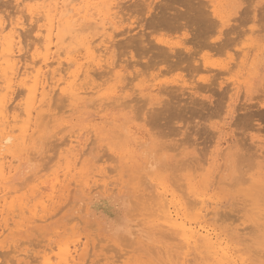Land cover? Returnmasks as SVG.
Returning a JSON list of instances; mask_svg holds the SVG:
<instances>
[{
  "label": "rangeland",
  "instance_id": "obj_1",
  "mask_svg": "<svg viewBox=\"0 0 264 264\" xmlns=\"http://www.w3.org/2000/svg\"><path fill=\"white\" fill-rule=\"evenodd\" d=\"M97 1L93 3L102 8L101 0ZM191 1L119 0V4L122 2L118 7L122 21L117 23L114 28L116 33H113L119 36L123 31L125 36H116L118 45L112 51L115 56L112 59L127 63V79L119 83L122 87H112L115 82L109 80L108 73H105L109 67L106 70L107 66H103L97 73L104 76L101 74L103 78H99L98 74L95 75L99 78H95V82L103 85L102 93L110 94L116 89L124 94L122 97H128L122 101H132L134 98L131 105L110 106L99 109L101 112L88 108L72 118L67 112L68 101H64L58 91L53 109H61L58 117L65 115L70 122L59 120L40 127L37 123L34 130L39 132L33 134L31 131L29 142L24 146L26 150L23 147L22 153L15 156L12 154L17 148L13 142L3 146V152L9 156L6 158L7 164L14 170L6 168V176L10 178L7 183L0 179L1 193L6 195L7 206L22 198L26 199L25 203L30 208V203L35 204L39 200V197L33 198L31 187L39 184L44 188H40L41 192L49 193L47 180L50 181L58 171L64 188L54 201L46 202L45 210L40 206V213L35 215L29 212L24 215L25 218L23 215L20 218L19 206H14V209L18 208L14 211L17 222L31 217V221L37 220L31 222L33 225L30 223L29 229L26 223L25 227L16 226L21 229L13 227L3 232L0 238V264H14L17 252L27 249L29 251L22 256L26 257L28 253L27 257L32 259L27 258L26 261L30 264H44V258L40 257L43 261L39 258L44 253L47 254L44 255L46 258L58 263L64 249L70 245L73 252V245L77 242L80 245L73 255L77 257L75 262L81 264H110L116 260L120 264H180L181 261L185 264L183 257L190 250L188 258L192 260L186 264H256L260 259L258 245L264 234L261 229L264 225V33L259 21L264 16V10L261 0H245L242 15L234 16L235 0H193L195 6L191 5ZM82 5L80 8L86 11L85 3ZM17 7L16 0H0V12L4 15L13 16ZM98 8L91 13H96ZM213 8H216L215 13ZM198 10H204L201 14L209 11L208 15H201H207L208 19L203 17L208 20L206 25L197 20L200 14ZM84 11L82 14H85ZM35 21H26L27 30H22V34H26L22 35V39L29 60L36 52L38 41V22ZM247 21L256 22L255 28ZM221 24L228 37L227 44L214 38V32L219 30ZM165 40L179 49L178 42L187 41L189 49L185 52L188 54H175L168 47L166 49ZM201 77L205 79L201 80ZM155 78L157 81L153 82ZM153 83H159L161 88L168 87L158 95V100L153 97L156 92L150 90ZM123 85L128 86L124 92ZM41 133L44 138L37 144L35 141L41 138ZM71 133L79 137L76 149L82 156L79 154L81 159L78 158V166L66 178L60 159L66 150L64 142L69 138L67 134ZM37 136L40 137L35 139ZM40 147L44 151L40 150L43 153L37 157ZM85 162L82 169L81 164ZM88 163H92V168L88 165L92 174L98 175V170L105 169L109 177L105 179L109 184L108 189H100L102 181H98L91 183L94 190L88 194L89 186L84 187L85 184L79 183V172ZM208 175L211 176L210 185H201ZM161 182L168 183L175 198L183 200L185 216L189 219L196 218V208L200 206L197 202L201 198L217 207L216 214L208 216V224L216 235L213 240L216 242V254L206 246H201V249L193 245L191 249L185 245L186 239L171 240L169 237L167 240L157 233L159 230L156 226L164 221V214L160 210L166 209L165 206L161 207L164 200L155 194ZM98 185L100 187H96ZM149 188L154 193L149 192ZM151 194L156 197L152 198ZM81 199H85L84 204ZM157 199L161 201L153 203ZM40 218H44V221H40ZM10 221V224H14L13 219ZM126 226L131 230V235L122 231ZM147 245L154 248L156 254ZM180 245H185L183 250L179 248ZM221 248L229 253L225 254ZM219 259H222L221 262Z\"/></svg>",
  "mask_w": 264,
  "mask_h": 264
},
{
  "label": "bare ground",
  "instance_id": "obj_2",
  "mask_svg": "<svg viewBox=\"0 0 264 264\" xmlns=\"http://www.w3.org/2000/svg\"><path fill=\"white\" fill-rule=\"evenodd\" d=\"M93 1L94 0H16L18 7L16 8V10H15L16 12L13 16L12 15H4L0 12V179L3 181L4 184L7 183L8 181H10V178L6 176V172H5L6 168L9 169L10 171H14L12 169V167L7 164L6 158L8 155H5V153L3 152V150L5 149L3 146L5 144H7V143L10 144L11 142H13L14 146H16V148H17L15 154H12L13 156H15L19 152L22 153L23 147L26 145V142L30 138V135L32 133L31 131H33V134L34 133L36 134V131H38V130H34V128H35V125L37 126V123L40 124L38 126V127H40V126H43L42 124L46 125V124H49L50 122H56L59 120H63L62 122L66 121L65 123L70 122L69 120H66L67 116H65V115H63L62 117H58V114L60 112H62L61 109L57 110V111H56V109H53L54 108L53 101L56 98L55 96H56V93L58 91H59V94L61 96H63L65 99L64 100L62 97L61 100L62 101L67 100L68 101V103H66V104H68V107H69L67 112L69 111V114H70L69 117H72V118L74 115H76L79 112L86 110L88 108H96L97 110H99V109L103 110L104 108H108L110 106H112V107L117 106V105L129 106L132 104V101L134 100V98L133 99L131 98L132 101L131 100L128 101L129 99L122 101L123 98L125 99L128 97H122V95H124V94L123 93L121 94V93H119L120 92L119 90H116V89L122 87L119 85V83H121L122 81L127 79L128 74L125 75V71H126L125 69H126L127 63L125 64L123 61H117V60L115 61L114 59H112L113 57H115V56H113L114 54L112 53V51H115V47H116V45H118V43L115 41L116 36L119 37L121 34H124V36H125V33H122L123 31L122 32L120 31L121 34L118 36L117 34H115L116 32L114 30L116 25H118L117 23H119L120 20L122 21V18H119L120 17L119 16V14H120L119 10L120 9H118L119 5H121L122 2L119 4V0H101L100 5L101 6L103 5V7L100 8V6L99 5L97 6V4H94ZM120 1H122V0H120ZM192 2H193V0L191 1V5L194 4ZM82 3H85V5H86L85 10L86 11L82 10L84 8H82V9L80 8ZM189 3H190V0H189ZM79 4H81V5H79ZM21 5L24 7L23 9L22 8L19 9V7H22ZM194 6H195V4H194ZM82 7H83V5H82ZM96 7H99L100 9L98 8V11L96 13H91L93 9L97 10ZM192 7H190V9ZM196 8H197V6H196ZM197 9L200 10V8H197ZM215 9L213 10L214 13H215ZM83 11L85 12V14H82ZM203 11L204 10H202L201 12H203ZM199 12L197 13V15L199 14ZM201 12H200L199 16H197V20L206 25V22L208 21V20H206V19H208V17H206V16L208 15L207 13L209 11L204 12V14L205 13L207 14V15L203 16V17H206V19L201 16V15H204V14H201ZM210 13H211V11H210ZM26 21H27V23H28V21H30L32 23L34 21L38 22V24L35 23L38 27V30H37L38 31L37 32L38 41L36 40L37 44L35 45L36 46L35 47V49H36L35 53L36 54L33 52L34 56L33 57L31 56L32 58L30 57L31 58L30 60H29V58H27L26 52L24 51V44H23L24 42L22 39L23 38L22 37V35H23L22 30L26 29L25 28L26 27L25 25L27 24ZM40 21H42V22L39 23ZM36 25H33V26H36ZM28 26H29V24H28ZM37 27H36V29H37ZM93 31H96V32L93 34L92 33ZM113 32H115V33H113ZM24 35H26V34H24ZM24 40H26V39H24ZM32 42H34V41H32ZM161 42H163V41H161ZM163 43H165L167 45L166 49L169 48L175 54H178L177 52H179V53L181 52V54L187 53L188 49H189V47L186 45L187 41L178 42V44L180 45V49L178 47H176L170 41L165 40ZM25 45H27V44H25ZM31 46L32 45H30L29 48ZM26 49H28V46ZM185 51H187V52H185ZM175 54H173V55H175ZM181 54H179V55H181ZM187 54H185V55H187ZM103 62L107 63L108 65L107 64L103 65ZM128 64H129V66L131 65L130 63H128ZM235 64H237V63H235ZM103 66H107L106 70H108V67H109V71L108 72L105 71V73H108L107 75H109L108 76L109 80H113L115 82L114 86H112V87H115L116 89L113 92H111L110 94L102 93L101 91H102L103 85L101 83L96 84V82H95L96 81L95 78H97L96 77L97 74L99 75V78L104 76L102 73H97V70ZM104 69H105V67H104ZM101 72H103V71H101ZM101 74H102V76H101ZM139 74L140 73H138V75ZM99 78H97V79H99ZM155 80H156V78L154 80L152 79L153 82ZM107 81H108V79H107ZM148 81L150 82V80H148ZM144 83H146V82H144ZM126 86L123 87V90H122L123 92L127 89V88L125 89ZM163 86L164 85L162 84V87ZM163 88L159 87V83H153L150 85V90L152 92H156V94L153 95L154 99H157V100L160 99L158 97V95L162 91L164 92L168 89V87L167 88L165 87L164 89ZM94 95L96 97H94V99H93ZM16 101H17V103H15ZM160 102H161V100H160ZM252 114H253V112H252ZM64 127H62V129L65 130ZM67 127L68 126H66V128ZM40 129L41 128H39V130ZM76 130H78V129H76ZM88 130H89V128H88ZM90 130H92V129H90ZM15 132H18V133L14 134ZM67 135H69L68 136L69 138L67 137L68 140L66 139V141L64 142L66 144V150L64 149V151L62 153V157L60 159L62 161V165H64L63 171H64L66 178L68 176H70V174L72 173L74 168L78 166L77 161H79V159H81V156H82V153H78V150H77L78 149L77 145L79 143L78 135H75L73 133L67 134ZM39 137L40 136H37V137H35V139L36 138L38 139ZM51 137H53L52 134H51ZM42 138H44L43 134L41 135V138L35 142L37 144H39L38 141L39 140L42 141L43 140ZM41 145H45V144H41ZM41 145H38V147ZM87 146H89V145H87ZM41 147L39 149V153H38V151H36L38 153V154L36 153L37 157H38V155H41L43 153V152L40 153V150L41 151L43 150V149H41ZM76 147H77V149H76ZM36 148H37V146H36ZM36 148H34V150H36ZM25 150H26V148H25ZM76 150H77V154L75 153ZM29 151H30V149H29ZM92 151H94V150H92ZM79 154H81V156ZM32 158L33 157H31V159ZM25 159H27V158H25ZM13 161H15V160H13ZM92 163H88L86 168L79 172V176H78L79 177V180H78L79 183L85 184L84 187L86 185L89 186L88 189H90V191L88 192V194L91 193L92 190H94L92 186L94 184H96L98 181H100V182L102 181V185H101L102 187H100L99 185L96 186V187H100V189L103 187L108 189V185H109L108 182L105 180V179H107L106 177H108V175H107L104 168H101V170H98V175L92 174L91 172H89L90 171L89 166H91ZM85 164H86V162L81 164L82 169H83V165H85ZM91 168H92V166H91ZM15 171H16V169H15ZM93 171H94V168H93ZM60 177H61L60 172L58 171L57 173L54 174V176L51 178V180L49 179L50 181L47 180V182L50 183V184L47 183V185H49V189H50V192L47 194H44V192L40 191V188H43V187L39 186V184H35L31 187L32 192L34 194L33 198L37 199V197H39V200L36 203L34 202L35 204L30 203L29 204V206L31 205L30 208L28 207V203H25L26 199L23 200L22 198L14 200L13 204L7 206L8 202L6 200V195H3L1 193L2 190L0 187V238H1V235L3 234V232H5L6 230H9V229H12L13 227H16V226L17 227H19V226L25 227V224L27 223L26 224L27 229L30 228V226H31L30 223L34 222V220L36 221L37 219H34L31 221L30 220L32 218L31 217L29 220H23V222H17L15 220V217H16L15 214L16 213L14 214V211H15V209L18 210V208L14 209V206L15 205L19 206V210H20L19 215H21L20 218H22L24 215L26 216V214L29 212L32 213V215L40 213V212H38L40 206L42 207V210H45V208H47L46 202L54 201L57 197V194L59 192L63 191L64 186H61ZM210 177L211 176L208 175L207 180L204 181L203 184H201V185L204 186L205 184H207L206 186L208 187L210 185V183H209ZM188 178H190V177H188ZM192 178L194 179V177H191V179ZM34 182H35V180H34ZM36 182H38V181L36 180ZM45 183H46V180H45ZM91 183H94V184L92 185ZM14 184L13 185L8 184V185L14 186ZM159 185H158V188H157V191L155 194L158 195L159 198H161V200H164V204L163 205L159 204V205H161V207L165 206L166 209L165 208H164L165 210L162 209L163 211L160 210V212H162V214H164L162 216L164 221H163V224L159 225V223H158V225L156 226L157 231L159 230L157 233L163 235L164 236V237H162L163 239H165V238L167 239L169 237H170L169 239H171V240H176V239L177 240H184V239H186V243L185 242L184 243L186 246H189V248H191V249L193 248V245L194 246L198 245L199 247H201V246L205 247L206 246L211 252H213V254H216V242L213 241L214 238H216V235L213 233L212 229L210 228V226L208 224V222H209L208 216L211 214H216V212L218 210V209L216 210L217 207L213 206L212 203L207 202V200L201 198L197 202V203H199L200 206H198L196 208L197 209V211L195 213L196 218L194 216L195 219L193 217H192L193 219H189L188 216H185L186 215V213H185L186 207L184 206L183 200L176 199L175 198L176 196L173 195L174 192L171 193L172 191L170 190V188H172V187L169 188V185L166 182H161V183H159ZM185 186H186V184H185ZM59 187H60V190L58 189ZM66 187H68V185ZM86 189H87V187H86ZM15 191H17V190H15ZM45 191H46V189H45ZM153 191H154L153 189H152V191L150 189L149 192L154 193ZM153 196H155V195H152V198H153ZM158 196H157V198H158ZM195 197H197V196H195ZM46 198H47V201L45 200ZM154 199L152 201H154ZM158 199L156 202H153V203H157V202L159 203L161 200H158ZM187 199L188 198H186V200ZM84 200L85 199H83V200L81 199V202L83 203ZM86 200H87V198H86ZM194 200H195V198H194ZM191 202H192V200H191ZM75 203H76V201H75ZM192 207L193 206H191V209H192ZM60 208L63 209L62 205ZM188 209H190V208H188ZM193 210H195V207H193ZM155 212H154V214H155ZM193 212H195V211H193ZM51 215H53V214H51ZM9 216H11V217H9ZM25 216H24V218H25ZM44 218H40V221L42 219L44 221ZM10 219H13L14 224H10V222H11ZM46 219H45V221H46ZM77 220H78V218H77ZM17 227H16V229H21V228H17ZM160 228H162V229H160ZM228 228H230V227H228ZM261 229H262V227H261ZM68 230H70V229H67V231ZM225 236H226V234H225ZM169 239H167V240H169ZM244 241H246V240H244ZM11 244H12V242H11ZM20 245H22V244H20ZM79 245H80L79 242L74 243L73 246H74L75 250L73 252H72V249L70 248V245H68L64 249L63 257H61V260L58 263L56 261V263L57 264H81L82 262H79V263L75 262L77 257H75L73 255L74 252H77ZM150 245H147V246H150ZM185 245H183V246H185ZM0 246H1V243H0ZM174 246H175V244H174ZM180 246H179V248L183 250V246H181V247ZM57 247H59V245ZM202 247H201V249H202ZM53 249H51V250L53 251ZM221 249L224 251L225 254L229 253V251H226L225 248H221ZM245 249H247V248H245ZM12 250H9L8 252H10ZM153 250H154V248H152L151 251H153ZM251 250L252 249H250V251ZM20 251H22L24 253H22ZM20 251H18V252L16 251L19 257L18 256L16 257V259L17 258L18 259L17 260L15 259V262L19 261L18 264H21V263L23 264V262L25 261L26 262L25 264H28V263L30 264L29 261L28 262L26 261L28 258L27 256H29V254L27 253L28 255L26 254V257L22 256L25 254L26 251H29V250L27 249L26 251L25 250L24 251L20 250ZM191 251L192 250H190L188 252V254H186V256L183 257V258H185V260H184L185 264H186V262L190 263L192 260V259L190 260L188 258V256L191 255ZM252 252H253V250H252ZM153 253L156 254L155 250ZM0 255H1V253H0ZM44 255L46 256L47 254L44 253ZM44 255L39 256V258L40 257L44 258V264H56L53 262V260H51V258H46ZM180 255L181 256H179V257H181V260H182V254H180ZM218 256H219V254H218ZM86 257H88V256H86ZM41 258H40V260H41ZM224 258H226V257H224ZM28 259H30V261H31L32 258L29 257ZM33 259L35 260L36 257H34ZM213 259H215V258H213ZM222 259H219V261ZM10 260L13 261L12 259H10ZM41 261H43V260H41ZM215 261H216V259H215ZM15 262L13 261L14 264H17ZM224 262H226V261H224ZM230 262H232V261H230ZM180 264H182V261ZM218 264H219V262H218ZM224 264H227V263H224Z\"/></svg>",
  "mask_w": 264,
  "mask_h": 264
},
{
  "label": "snow or ice",
  "instance_id": "obj_3",
  "mask_svg": "<svg viewBox=\"0 0 264 264\" xmlns=\"http://www.w3.org/2000/svg\"><path fill=\"white\" fill-rule=\"evenodd\" d=\"M261 3H262V10H264V0H261ZM245 7H246L245 0H235V3L233 4V15L241 16L242 15L241 10ZM247 24L250 25L253 29L256 26V22L254 21H247ZM259 24H260L261 32L264 33V16L261 17ZM218 28L219 30L214 32L215 41H224L225 44H227L228 37L225 34L223 24L219 25ZM204 79H205L204 77H201V80ZM262 107H264V105H262ZM128 223L130 224L132 223V221H128ZM122 231L126 232L128 235H131V230L127 226L124 229H122ZM262 232H264V225H262ZM133 239H135V237H133ZM116 247L119 248V244H117ZM258 247L260 250V259L256 261V264H264V234H262ZM110 264H120V261L116 260L110 262Z\"/></svg>",
  "mask_w": 264,
  "mask_h": 264
}]
</instances>
